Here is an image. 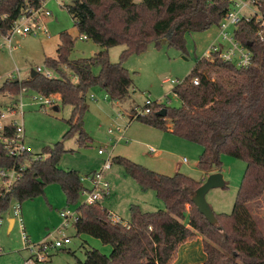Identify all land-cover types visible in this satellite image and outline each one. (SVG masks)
Here are the masks:
<instances>
[{
	"label": "trees",
	"instance_id": "1",
	"mask_svg": "<svg viewBox=\"0 0 264 264\" xmlns=\"http://www.w3.org/2000/svg\"><path fill=\"white\" fill-rule=\"evenodd\" d=\"M45 1L0 0V31L6 33L13 21ZM256 1L264 13V0ZM230 7L231 0H71L66 8L75 28L101 51L92 58L70 61L74 40L70 34L61 33L56 57L45 60L59 77L49 79L37 74L22 83L7 80L8 85L4 83L0 93L16 95L26 87L44 96L59 95L61 103L73 111L67 121L70 129L63 139L79 133L80 144L84 145L83 115L92 87L100 86L113 101H126L134 84L124 67L129 56L143 53L150 43L157 47L166 43L187 54L185 36L219 26ZM257 28L255 21H242L235 32L236 39L253 53L251 67L237 69L219 57L202 58L173 89L182 102L180 108L153 102L149 115L130 114L132 121L171 131L203 147L199 168L205 173L219 171L222 154L245 161L247 169L232 213L216 214L218 223L211 225L192 203L203 183L182 173L167 176L128 159L113 158L112 162L123 165L143 191H155L165 210L147 212L131 205V222L126 226L114 224L100 202L81 205L77 209L79 220L74 224L77 234L111 245L112 253L106 256L84 246L85 260H77L76 264H173L180 246L199 236L203 237L206 254L202 264H264V231L250 210L251 203L264 199V43L256 37ZM117 46L125 49L120 62L113 63L109 50ZM96 66L101 69L99 75L93 73ZM64 69H69L76 80L69 78ZM195 78L199 86L193 84ZM163 109L166 117L158 116ZM13 131L7 127L5 135L11 136ZM65 152L63 142H58L36 158L30 152L14 157L0 142V170H15L17 174L9 187L2 180L0 217L14 201L22 204L45 196L52 184L60 185L68 207L77 203L86 189L78 171L60 168Z\"/></svg>",
	"mask_w": 264,
	"mask_h": 264
},
{
	"label": "rangeland",
	"instance_id": "2",
	"mask_svg": "<svg viewBox=\"0 0 264 264\" xmlns=\"http://www.w3.org/2000/svg\"><path fill=\"white\" fill-rule=\"evenodd\" d=\"M43 3H45L44 8L52 12L53 16L52 19L46 21L50 36L47 37L41 33L36 36L16 35L14 37V44L17 46L15 52L11 54L7 50L0 49V87L7 81L9 74L17 73L16 70L21 71L24 79H28L38 68L44 71L50 70L54 78L59 77L57 72L46 66L45 60L47 57H56L61 33L70 34L74 40L69 56L70 61L92 58L101 51V47L92 40H83L75 28L66 8L71 4V0H46ZM218 36V26L204 32L187 34L185 36L187 54L166 43H163L161 47L150 43L143 53L129 56L124 62V67L129 71L134 82L129 99L117 103L111 100L100 86L90 89L87 95L88 109L83 115L85 134L83 139L86 141L84 145L80 144L79 133L63 139L70 129L67 121L73 113L72 107L64 106L60 98L56 97L57 103L47 106L42 111L32 100L37 92L30 90L23 99L26 149L36 158L47 147L63 142L66 152L59 166L64 170L78 171L85 189L93 187L90 178L93 174L102 171L108 160V153L111 151H113V158L128 159L158 174L174 176L182 173L204 183L211 172L205 173L199 168L203 147L171 132L152 128L137 120L132 121L130 114L134 115L142 110L147 99L171 109L180 108L182 102L174 95L173 89L186 79L197 62L205 57L212 44L220 42ZM124 49V46L112 47L109 50L111 62L119 63ZM100 70V67L96 66L93 73L99 75ZM64 72L69 78L76 80L69 69H64ZM217 76L219 77V74ZM1 94L7 97L5 99L0 97V101L3 104L8 103L12 94L1 92L0 96ZM110 130H112L111 134ZM150 147L155 148L158 155L150 154ZM100 149H107L108 152L100 155ZM220 160L221 167L218 172L223 175L226 187L211 190L206 200L215 214H231L247 165L245 161L228 154H222ZM104 178L109 181L112 193L100 204L121 218L123 222H131V205H139L145 209L141 202L147 204L146 211L165 210V205L157 197L156 192L143 191L123 165L118 162H112V167L105 171ZM3 183L0 178V186L5 184ZM49 187L52 190L45 196L26 200L20 204L22 226L17 223L12 232L6 229L7 220L14 215L13 206L19 203L12 202L9 210L3 215L0 232V264H24L25 260L30 257V252L24 245L21 227L26 235L34 236L35 239L32 237L29 239L33 244L63 238V236L70 237L69 245L59 250H51L48 261L41 264H76L77 260L84 261V246L97 249L102 254L110 256L111 245H106L89 235L79 236L72 224L67 229L64 228L61 212L76 211L85 204V196L81 194L77 203L67 207L64 204L65 198L60 185L52 184L47 188ZM256 202L250 204V210L255 218H259L264 215V199L262 200L263 205ZM258 222L259 226L264 229V216ZM179 260H181L180 264H186L187 258L182 256Z\"/></svg>",
	"mask_w": 264,
	"mask_h": 264
},
{
	"label": "built area",
	"instance_id": "3",
	"mask_svg": "<svg viewBox=\"0 0 264 264\" xmlns=\"http://www.w3.org/2000/svg\"><path fill=\"white\" fill-rule=\"evenodd\" d=\"M43 3L39 8H30L24 15L13 21L10 29L3 33L0 31V49L7 50L11 54L17 50V46L14 44V37L38 35L39 33L49 37V30L46 26L47 19H52V12L44 8ZM242 21L252 22L255 21L258 24L256 37L264 43V13L261 10V6L256 0L249 1H235L231 0V7L218 26L219 40L210 47L205 57L208 60H214L219 57L223 62L230 63L237 69H247L253 65L254 57L250 49L245 47L235 37L239 24ZM231 29H233L231 31ZM83 40H87V37L83 36ZM17 73H11L7 76L9 81H18L22 83L26 79L22 78L21 71L16 70ZM38 74L43 75L46 78H54L50 70L44 71L38 68L36 71ZM195 86L200 85L198 78L193 80ZM30 89L23 87L22 90L16 95H10L11 99L4 106H0V142L3 144L9 155L14 157H20L26 152H29L24 145L25 127L23 123L24 108L23 102L24 95L29 92ZM92 98H94L92 96ZM34 103L40 107V110L44 111L47 106L56 104L55 96H44L37 93L32 97ZM153 101L147 99L145 107L136 113V116H146L151 113L150 106ZM7 127L13 128V134L11 136L5 135V129ZM110 134L112 130L109 131ZM108 152L107 149H100L99 154L105 155ZM150 154H156L157 150L153 147L149 149ZM113 151L108 153V160L103 166V169L99 173H95L91 176L90 180L93 187L86 189L83 192L85 196V204L88 206L95 205L101 202L103 199L109 197L112 193L110 183L104 178L105 171H108L112 167ZM186 161V160H185ZM0 178L6 180L5 185L9 187L17 178L15 170L6 171L0 170ZM187 210H190V205H186ZM13 214L15 220L22 226L21 218V205L15 204L13 206ZM61 217L64 219V228H68L71 224L74 225L79 220V213L77 211L65 210L61 212ZM110 220L114 224H125L116 215L110 213ZM3 225V217H0V232ZM23 240L24 245L30 252V257L25 260L24 264H41L47 262L51 250H59L71 243L70 237L63 236V238H54V240H48L40 244L30 243L28 235L25 234L23 227ZM62 231V230H61ZM61 231L59 233H61ZM1 252V250H0Z\"/></svg>",
	"mask_w": 264,
	"mask_h": 264
},
{
	"label": "crops",
	"instance_id": "4",
	"mask_svg": "<svg viewBox=\"0 0 264 264\" xmlns=\"http://www.w3.org/2000/svg\"><path fill=\"white\" fill-rule=\"evenodd\" d=\"M54 96H55V98L56 97L57 98H60L59 95H54ZM0 97H2V99L3 98L5 99L7 97V95L6 96L5 95H2ZM60 100H61V98H60ZM115 102H117V101H115ZM117 103H120V102H117ZM4 105L5 104H3L2 101H0V106H4ZM165 132H171V131H165ZM153 155H158V151H157L156 154H153ZM50 190H52L51 187L47 188L46 191H45V195L47 194V192H50ZM53 193L56 195V192L55 191H53ZM64 198H65L64 204H65V206H67L65 194H64ZM141 203H142V207H144L145 209H147V207H148L147 204H145V202H141ZM256 203H259V204H262L263 205L262 199L260 201H257ZM145 209H143V210L146 211ZM155 211H147V212H155ZM109 213H111V212H109ZM111 214H113V213H111ZM263 216H261L259 218H256L257 222L259 221V219H262ZM14 217H15L14 215L13 216H10L9 219L7 220V227H6V229L9 232H12L15 229L16 224L18 223V221L15 220ZM258 224H259V222H258ZM262 230L264 231L263 228H262ZM31 237L33 239H35L34 236H32V235L30 236L28 234V238L29 239H32ZM182 256H185L187 258V260L185 262L186 264H202V263H204L206 261V254L204 253V250H203V237L202 236H199L196 240L190 241V242H187V243L181 245L180 248H179V250H178V258L176 259V261L173 264H180L181 260H179V259Z\"/></svg>",
	"mask_w": 264,
	"mask_h": 264
},
{
	"label": "water",
	"instance_id": "5",
	"mask_svg": "<svg viewBox=\"0 0 264 264\" xmlns=\"http://www.w3.org/2000/svg\"><path fill=\"white\" fill-rule=\"evenodd\" d=\"M173 34V30H170V37ZM248 46H252V43H248ZM38 73L35 71L32 73V77L36 76ZM58 109H56L57 111ZM166 109H163L158 113L160 117H166ZM226 187V182L221 173H213L204 181V183L196 190L194 196L192 197V203L195 205L200 214H202L205 219L211 225H217L218 220L216 214L206 200L207 194L213 189H224Z\"/></svg>",
	"mask_w": 264,
	"mask_h": 264
}]
</instances>
